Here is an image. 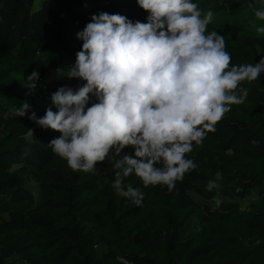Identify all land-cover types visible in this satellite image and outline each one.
Here are the masks:
<instances>
[{
	"label": "trees",
	"instance_id": "obj_1",
	"mask_svg": "<svg viewBox=\"0 0 264 264\" xmlns=\"http://www.w3.org/2000/svg\"><path fill=\"white\" fill-rule=\"evenodd\" d=\"M193 2L214 12L208 30L224 36L233 65L264 57V22L249 7L258 0ZM101 12L148 16L136 0H0V264H264V73L242 82L247 100L188 154L197 168L175 189L126 178L142 206L115 194L111 157L95 174L74 172L48 146L59 133L28 119L57 111L58 88L85 83L66 74L76 34ZM24 101L30 110L16 116ZM212 179L219 187L206 191Z\"/></svg>",
	"mask_w": 264,
	"mask_h": 264
},
{
	"label": "clouds",
	"instance_id": "obj_2",
	"mask_svg": "<svg viewBox=\"0 0 264 264\" xmlns=\"http://www.w3.org/2000/svg\"><path fill=\"white\" fill-rule=\"evenodd\" d=\"M136 2L147 22L119 13L91 17L76 34L82 47L66 74L85 83L58 88L51 95L57 111L49 107L40 118L32 111L28 119L59 133L48 146L74 172L95 174L97 164L111 157L115 194L142 206L144 191L126 178L134 174L145 188L175 189L197 168L188 154L233 105L247 100L242 82L264 73V57L233 65L224 36L208 30L214 12L193 0ZM258 2L260 7H249L264 22V0ZM256 33L264 35V25ZM38 80L34 70L25 85L34 91ZM30 108L24 101L15 114L23 117ZM218 187L212 179L205 190ZM213 199L219 207L221 199Z\"/></svg>",
	"mask_w": 264,
	"mask_h": 264
},
{
	"label": "rangeland",
	"instance_id": "obj_3",
	"mask_svg": "<svg viewBox=\"0 0 264 264\" xmlns=\"http://www.w3.org/2000/svg\"><path fill=\"white\" fill-rule=\"evenodd\" d=\"M55 74H56V73L51 72V73L48 74V75H49L48 77H49V78H53ZM55 76H56V75H55Z\"/></svg>",
	"mask_w": 264,
	"mask_h": 264
}]
</instances>
